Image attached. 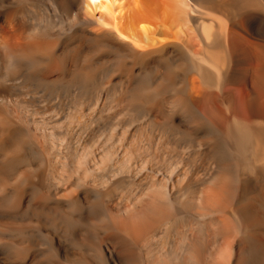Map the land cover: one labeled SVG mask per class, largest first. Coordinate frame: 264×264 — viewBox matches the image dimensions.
<instances>
[{"label":"bare ground","instance_id":"1","mask_svg":"<svg viewBox=\"0 0 264 264\" xmlns=\"http://www.w3.org/2000/svg\"><path fill=\"white\" fill-rule=\"evenodd\" d=\"M0 264H264V0H0Z\"/></svg>","mask_w":264,"mask_h":264}]
</instances>
